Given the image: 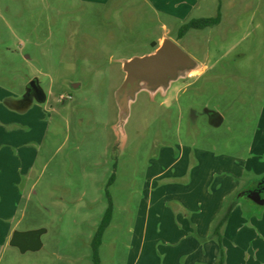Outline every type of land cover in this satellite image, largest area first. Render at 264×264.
Returning <instances> with one entry per match:
<instances>
[{"label":"rangeland","instance_id":"obj_1","mask_svg":"<svg viewBox=\"0 0 264 264\" xmlns=\"http://www.w3.org/2000/svg\"><path fill=\"white\" fill-rule=\"evenodd\" d=\"M202 1L152 0L167 16L149 0H0V197L15 208L0 227L46 229L42 247L25 252L0 235V264H94L92 239L109 197L114 210L100 264H129L151 194L189 179L188 172L154 177L169 164L156 159L166 146L176 158L184 147L202 148L252 157L249 167L262 168L264 29L221 23L178 37L183 22L200 16ZM163 24L165 39L192 61L159 84L140 80L120 95L122 106L118 89L129 63L159 47L152 41ZM34 78L46 99L11 113L5 97L20 99ZM206 108L223 121L211 124ZM196 163L190 158L187 167ZM252 172L247 184L264 176ZM238 203L247 218H235L236 240L250 255L245 264H264V205L247 196ZM166 205L180 208L174 198Z\"/></svg>","mask_w":264,"mask_h":264},{"label":"crops","instance_id":"obj_2","mask_svg":"<svg viewBox=\"0 0 264 264\" xmlns=\"http://www.w3.org/2000/svg\"><path fill=\"white\" fill-rule=\"evenodd\" d=\"M149 1L155 12H163L161 7L158 8L152 3V0ZM160 1L158 0V2ZM202 2L200 5L196 4V8H200V16L215 15L217 11L215 14L208 11L211 8L215 10V6L216 10L220 7L221 20L217 25L227 23L230 28L237 29L240 26L243 27L242 25L245 23L246 30L249 24L256 22L255 25L260 31L264 29V0H206ZM246 11H248V16L244 14ZM163 14L171 16L167 10ZM257 15H260L258 20H256ZM167 28V25L163 24L164 32L157 40L153 41L162 43L166 37ZM124 78L125 75L123 80ZM18 101L19 99L13 95L5 97V104L7 107L9 105L11 113H24L35 102L32 101L21 106L13 105L12 102ZM186 149L184 147L183 150H180V154L176 158L172 156V149L166 146L156 157L157 160L170 159V161L164 170L159 169L154 172L155 178L165 174H169L166 175L169 178H184L188 172L189 179L186 183H171L159 187L158 189H161L165 186V191L160 195L158 193L155 197L151 194L148 203L149 213L142 221L139 233H137L139 244L133 247L129 264H213L220 251L218 241L210 237L214 222L223 212L228 200L231 197H236V193L254 178L251 171L256 175L264 173V160L259 161L262 163V168L258 170L255 167H249L252 157L215 154L202 148L191 150V147H186ZM190 158L197 159V163L188 168L187 164ZM259 158L261 160V156ZM182 161L185 166L178 165ZM28 173L29 171L26 174ZM239 195L241 198L238 201L246 197L243 193H239ZM170 198L178 200L180 208L177 211L166 205ZM239 203L232 209L227 221L221 227L226 254L225 264H245L246 259L250 258L246 247L236 240L242 227L240 224L235 225L236 216L240 221L247 220L246 215L242 211L240 212L241 205ZM152 208L155 215L151 220L150 211ZM14 210L12 201L7 203L0 197V223L12 220ZM9 225L10 228L7 225L0 227V235L6 241L11 238V232L16 227Z\"/></svg>","mask_w":264,"mask_h":264},{"label":"water","instance_id":"obj_3","mask_svg":"<svg viewBox=\"0 0 264 264\" xmlns=\"http://www.w3.org/2000/svg\"><path fill=\"white\" fill-rule=\"evenodd\" d=\"M191 56L186 53L175 41L166 38L157 47L153 53L144 56H136L133 61L129 63V71L125 76L120 88L118 89V99L122 106L126 104L122 101L120 95L125 97L130 89L135 90L138 87L140 80H153L156 84L167 81L176 76V69L180 65H187L191 63ZM38 85V79L34 78L29 82V86ZM42 97L38 101L46 99V93L41 87ZM134 92L130 97H134ZM129 95V94H128ZM127 96V95H126ZM208 114L209 122L213 125H219L222 121V116L219 112L212 109H205ZM264 176L260 181V186L251 190L247 196L256 204L264 205ZM46 231L45 228L18 230L15 229L10 238L9 244L16 246L21 252L27 250H38L42 247V234Z\"/></svg>","mask_w":264,"mask_h":264},{"label":"trees","instance_id":"obj_4","mask_svg":"<svg viewBox=\"0 0 264 264\" xmlns=\"http://www.w3.org/2000/svg\"><path fill=\"white\" fill-rule=\"evenodd\" d=\"M220 20H221V11H220V7H218L217 13L215 15L193 17L189 19L188 21L183 22L179 27L178 37L184 36L190 29H204L206 27L215 26L219 24ZM157 44L158 43L155 41L152 42L153 47H157ZM114 179H115V174L113 173L112 176L110 177L108 185L112 184ZM260 181L261 179L259 178L258 180L253 181V183L251 184H246L240 191H238V193H236V197H231L226 203V206L223 212L217 217L216 221L214 222L210 237L215 238L218 241L220 245V251H219L217 260L213 264H225L226 254H225V249L222 246L221 227L227 221L230 212L232 211L234 206L238 203L239 198H241L239 197L240 196L239 193H243L245 196H247V194L251 190H254L260 186ZM108 195L110 196L109 192H108ZM113 210H114L113 201L111 197H109V205L106 208L101 218V221L95 231L93 239H92V251H93V263L94 264H100L101 262L99 249L103 241L104 233L107 227L111 223V220L113 217Z\"/></svg>","mask_w":264,"mask_h":264},{"label":"flooded vegetation","instance_id":"obj_5","mask_svg":"<svg viewBox=\"0 0 264 264\" xmlns=\"http://www.w3.org/2000/svg\"><path fill=\"white\" fill-rule=\"evenodd\" d=\"M38 85H40L39 80H38ZM28 86H29V83L27 85L25 95L23 97H20L18 101L22 105H26L32 101H38V98L42 97L41 85L38 87L36 86L28 87Z\"/></svg>","mask_w":264,"mask_h":264}]
</instances>
